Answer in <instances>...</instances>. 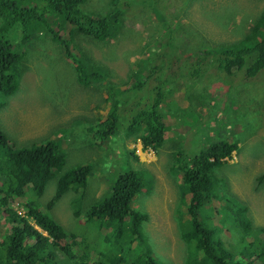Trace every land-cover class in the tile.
Here are the masks:
<instances>
[{
  "label": "rangeland",
  "instance_id": "374dc122",
  "mask_svg": "<svg viewBox=\"0 0 264 264\" xmlns=\"http://www.w3.org/2000/svg\"><path fill=\"white\" fill-rule=\"evenodd\" d=\"M109 3L110 0H87L83 8L100 14L108 10ZM154 7L160 11V18ZM124 8L122 32L107 41L70 35L58 18L50 26L34 31L30 40L19 45L23 59L12 72L19 92L0 98V126L13 147L56 139L67 155L66 169L79 164L94 167L85 194H65L53 209L54 217L66 232H71L84 221V213L75 214V198L81 195L85 212L109 194L111 182L120 174L147 171L148 174H142L146 188L136 196L134 208L146 216L144 233L153 252L165 263L184 264L190 250L181 238V227L186 222V194L180 188L181 176L174 154L189 148L194 127L202 137L210 135L215 140L225 136L238 145L216 171L220 186L213 192L220 199L212 203L214 216L203 222L222 231L221 238L230 237L228 231L235 227V222L229 206L231 200H236L248 208L253 238L264 241V77L247 79L240 73L232 83L225 80L221 85L210 86L203 77L187 80L181 71L184 55L231 44L247 35L264 11V0H135ZM169 26L174 29L170 41L165 36ZM53 32L68 38L67 42L54 41ZM8 40L17 45L19 37L12 35ZM65 46L75 57L101 67L108 74L104 81L88 88L75 83V64ZM159 51L167 53L169 66L172 63L166 73L169 89L159 109L168 126L161 149L144 148L138 134L127 136L122 129L111 139L110 151L91 147L82 131L87 125L84 121L108 113V86L131 87L134 69L141 70L145 58ZM212 74L215 76V71ZM138 80L145 83L147 79L140 75ZM187 124L192 127L187 129ZM53 188L50 183L46 200ZM28 201L24 197L12 202L19 216H26L24 205ZM39 202L47 204L45 199ZM27 220L37 231L44 232L34 220ZM0 224H5L9 232L13 217L0 210ZM34 243L26 239L23 245ZM50 246L46 252H53V262L71 264L63 252Z\"/></svg>",
  "mask_w": 264,
  "mask_h": 264
},
{
  "label": "trees",
  "instance_id": "16d2710c",
  "mask_svg": "<svg viewBox=\"0 0 264 264\" xmlns=\"http://www.w3.org/2000/svg\"><path fill=\"white\" fill-rule=\"evenodd\" d=\"M134 1L110 0L108 10L96 14L84 10L87 0H0V98L19 92L12 72L23 59L20 44L30 40L34 31L58 18L70 35L107 41L122 32L125 4L133 5ZM154 11L160 18V11L156 7ZM173 33L171 26L165 30L169 41ZM12 35L19 37L17 45L8 40ZM53 40L64 44L68 38L53 32ZM65 47L75 64L78 81L75 83L88 88L104 81L108 74L101 67L84 62ZM183 57L181 71L187 80L203 77L212 86L225 80L232 83L240 73L247 79L263 78L264 11L241 40ZM142 65L141 70L134 69L131 87L108 86L107 114L84 121L87 125L82 131L91 147L110 151L111 139L120 129L127 136L138 134L144 148L159 151L163 146L168 126L159 109L169 89L166 73L172 63L169 66L167 53L159 51L148 55ZM140 75L147 79L145 83L138 80ZM232 125L234 129L235 123ZM188 147L174 154L175 167L181 176L180 188L186 194L182 213L186 222L181 227V238L190 250L184 264H264V241L253 238L254 226L245 205L231 200L229 212L235 227L228 231L230 237L223 236V240L222 231L203 222L214 216L212 203L220 199L213 192L220 186L216 171L237 150V143L225 136L215 140L210 135L202 137L193 127ZM66 163L67 155L56 139L15 148L0 126V210L13 217L9 232L5 224H0V264H55L53 252H46L50 245L63 252L71 264H168L153 252L144 233L146 216L134 208L136 196L146 188L142 174H148L147 171L129 170L120 174L111 182L109 194L82 212L81 195L85 194L94 167L79 164L66 169ZM50 183L54 184L53 194L46 200ZM69 192L81 194L73 202L78 205L75 214L84 213V221L66 232L54 217L53 209ZM24 197L29 201L24 205L26 216L22 217L15 212L12 202ZM42 199L46 205L39 202ZM28 218L54 242L34 229ZM92 227L96 228L86 230ZM26 239H34L35 243L23 245Z\"/></svg>",
  "mask_w": 264,
  "mask_h": 264
},
{
  "label": "clouds",
  "instance_id": "9594fccd",
  "mask_svg": "<svg viewBox=\"0 0 264 264\" xmlns=\"http://www.w3.org/2000/svg\"><path fill=\"white\" fill-rule=\"evenodd\" d=\"M32 226V225H31ZM37 227L40 229V230H42L38 225H37ZM33 228L34 229H36L34 226H33ZM37 230V229H36ZM43 231V230H42ZM45 237H47V235L45 234V232H41ZM48 238V237H47ZM33 241H35L34 239H33ZM54 263L55 264H59L58 262H56L55 260H54Z\"/></svg>",
  "mask_w": 264,
  "mask_h": 264
}]
</instances>
